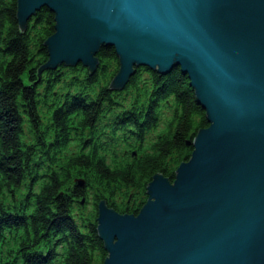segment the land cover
<instances>
[{
  "label": "water",
  "instance_id": "95a60500",
  "mask_svg": "<svg viewBox=\"0 0 264 264\" xmlns=\"http://www.w3.org/2000/svg\"><path fill=\"white\" fill-rule=\"evenodd\" d=\"M43 7L56 24L39 76L80 63L94 73L114 47L110 89L137 67H179L206 111L190 158L173 181L153 177L138 214L99 202L104 264H264V0H18L21 30Z\"/></svg>",
  "mask_w": 264,
  "mask_h": 264
},
{
  "label": "trees",
  "instance_id": "16d2710c",
  "mask_svg": "<svg viewBox=\"0 0 264 264\" xmlns=\"http://www.w3.org/2000/svg\"><path fill=\"white\" fill-rule=\"evenodd\" d=\"M17 5L0 0V264H104L99 202L138 214L153 177L173 181L190 158L206 111L179 67H137L110 89L114 47L94 73L80 63L39 76L55 15L43 7L23 31Z\"/></svg>",
  "mask_w": 264,
  "mask_h": 264
},
{
  "label": "rangeland",
  "instance_id": "374dc122",
  "mask_svg": "<svg viewBox=\"0 0 264 264\" xmlns=\"http://www.w3.org/2000/svg\"><path fill=\"white\" fill-rule=\"evenodd\" d=\"M70 147H72V149H70ZM70 147L68 148V150H70V151H74L75 150V148L73 146H70Z\"/></svg>",
  "mask_w": 264,
  "mask_h": 264
}]
</instances>
